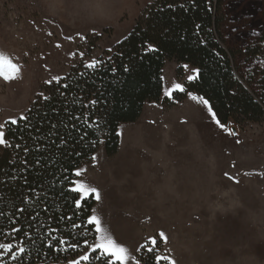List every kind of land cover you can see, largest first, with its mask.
Instances as JSON below:
<instances>
[{
    "label": "rangeland",
    "instance_id": "rangeland-1",
    "mask_svg": "<svg viewBox=\"0 0 264 264\" xmlns=\"http://www.w3.org/2000/svg\"><path fill=\"white\" fill-rule=\"evenodd\" d=\"M153 1L0 0V133L4 134L7 122L25 114L46 84L61 79L78 63L88 66L97 63L104 51H110L129 34L137 17ZM221 14L224 38L232 47L245 46L264 31V0H221ZM178 66L173 60L165 63L164 97L171 98L178 89L176 85L182 88L196 77L195 68L189 64H181L178 77ZM204 101L200 95L188 93L170 107L161 101L146 104L151 107V123L138 118L118 126V134L128 126L133 127L140 134L135 140L122 139L117 153L108 157L102 138L92 160L75 172L74 188L81 197L93 193L91 188L100 196L97 199L93 193L96 203L90 221L96 229L93 218L98 219L104 233L128 249L127 264H140V248L156 242L157 258L174 259L176 264H186V258L187 264H210L214 256L218 260L221 255L231 254L241 260L264 253V123L245 129L234 122L217 124L213 110L209 111L210 104ZM192 107H198L205 115L211 114L218 126L224 125L221 128L234 145L244 147L249 141L248 160L242 156L218 163L220 159L203 146L199 137L195 135L193 139L189 114ZM155 116L161 117L157 120ZM147 130L151 135L146 134ZM153 137L154 144L144 146L141 142ZM0 140L4 141V135ZM132 142L138 145L133 151L128 148ZM185 151L188 163L179 164L174 170L170 161ZM125 165L128 172L123 175L121 169ZM115 169L120 175L113 174ZM102 173L103 178H108L107 185L116 187L127 184L124 183L127 180L149 182L159 176L169 179L173 174L178 189L171 193L167 188L154 200L148 199L146 211L135 205L121 210L116 204L122 200L118 197L121 193L113 194L101 185ZM122 176L126 181L116 178ZM132 193L126 189V200L130 203L135 201ZM117 213L129 224L123 230V238L119 232L109 230V225L114 224L112 215ZM100 235L96 231L95 240L72 261L84 264L88 260L82 257L89 259L98 250L92 255L94 264H110L114 258L97 247ZM8 251L10 248H0V264L5 263Z\"/></svg>",
    "mask_w": 264,
    "mask_h": 264
},
{
    "label": "trees",
    "instance_id": "trees-1",
    "mask_svg": "<svg viewBox=\"0 0 264 264\" xmlns=\"http://www.w3.org/2000/svg\"><path fill=\"white\" fill-rule=\"evenodd\" d=\"M221 0H154L129 34L94 65L78 63L46 84L21 117L6 123L0 144V244L4 264H66L95 240L96 200L74 188L104 138L108 157L119 149L118 126L136 121L147 102L170 107L190 92L222 124L264 123V31L242 47L222 30ZM98 39V37H97ZM199 70L172 97H163L167 61ZM158 242L140 248V264L157 258ZM84 264H94L92 255ZM106 260L107 256H104Z\"/></svg>",
    "mask_w": 264,
    "mask_h": 264
},
{
    "label": "crops",
    "instance_id": "crops-1",
    "mask_svg": "<svg viewBox=\"0 0 264 264\" xmlns=\"http://www.w3.org/2000/svg\"><path fill=\"white\" fill-rule=\"evenodd\" d=\"M184 64L185 63H182V65H184ZM164 69H165V67L163 68V71H162V78H163L162 96H163L164 90L167 87V82H165V77H164ZM195 70H197V69L195 68ZM169 75L170 74H168V76ZM182 88H178L176 90H180ZM190 93H193V92H190ZM146 104H151V103L150 102L145 103L139 118L145 119L144 123H148V122L151 123L153 121V118L149 116V111L151 110V107L146 106ZM160 117L161 116H157V117L155 116V119L159 120ZM142 129L146 130L147 128H142ZM146 134L151 135V133L148 130H147ZM138 135H140V134L138 132H136L133 127L128 126L127 128H124L121 132H119V146H120V142L122 141V139H124V140H127V139L135 140ZM141 142L144 144V146H148V145L154 144L155 138L153 137L150 140L143 139ZM132 143L133 144H131L130 147L127 146L131 151H133L135 149V146L137 145V144H134L135 142H132ZM248 146H249V142H248ZM248 149H249V147H248ZM249 152H250V149L247 152V160L249 157ZM143 161H145V160H143ZM186 162L188 163L187 151H185L184 154H182L181 152L179 153V155L176 154L175 159L170 161V164L171 165L173 164L174 168H175L174 170H177L178 169L177 166L179 164L181 166L182 165L186 166ZM175 164H176V167H175ZM121 170H122L123 175L128 172V168L126 167V165H125V167H122ZM112 172H113V170H112ZM113 174L115 176L117 174L120 175V171L118 169H115ZM173 174H175V171ZM173 174H172V176H169V179H163L161 176H159L158 179H151L149 182H146L145 180H137V181L127 180L126 181L125 176H122L121 178L116 177L120 180L123 179V181H126L124 183H127V184H123L119 187L112 186L111 184L107 185L108 178H107V176L105 178H103L102 177L103 173L101 174L100 179L102 181L101 185L106 186L105 189L106 188H108L109 190L111 189L113 194H115L116 192L121 193V194H119L118 197L121 196L122 200L119 201L118 203H116L117 206L121 210L126 209L129 205H135V206H137L141 209H144L146 211V206L148 205V203H147L148 199L152 198L154 200V198L156 197L157 194L162 195L163 193H165L164 190L167 188H170L171 193L174 192V189H178L177 184L174 182L175 180H174ZM126 189H127V191L131 190L133 192L132 194H133V197L135 198V201L133 203H130L129 201L126 200L127 199ZM112 192L107 193L108 196L110 195V198H113ZM157 196L159 197V195H157ZM137 198H138V202L136 201ZM241 230H243V228ZM233 239H235V238H233ZM149 240L150 239H146L145 241H149ZM205 246L210 247V245H205ZM196 250L198 251V248H196ZM196 250L195 251L193 250V251L196 253ZM232 256L233 255H231V254H228L227 256L221 255L218 258V260L215 259L216 258L215 256L211 257L210 258L211 259L210 264H264V253L263 254H255L253 256L250 255L248 258H241V260H240V258H237L236 255L233 256L234 259L231 258ZM237 259H239V260L237 261ZM242 259H248V260H242ZM188 262H189V260H187V258H186V264ZM204 264H206V263H204Z\"/></svg>",
    "mask_w": 264,
    "mask_h": 264
},
{
    "label": "bare ground",
    "instance_id": "bare-ground-1",
    "mask_svg": "<svg viewBox=\"0 0 264 264\" xmlns=\"http://www.w3.org/2000/svg\"><path fill=\"white\" fill-rule=\"evenodd\" d=\"M195 107H192V109H190L189 111L192 127H193L191 131L194 132L192 134L194 136L193 139H195V135L197 138L199 137L201 139V142L203 143V146L220 159V162H218L220 164L232 161L235 159V157L238 158L242 156L245 158L246 161L247 152L249 150L248 149L249 141H247L244 147L239 145H234L229 141V135L220 126H218L215 123L211 114L208 113L205 115L198 109V107L197 108ZM149 173L152 174L151 171H149ZM113 219H114L113 227H110L109 225V230L113 231L114 234H118L119 232L121 235L120 238H123L122 235L123 230L127 228V225L129 224L123 218L122 214L119 213L112 215V220Z\"/></svg>",
    "mask_w": 264,
    "mask_h": 264
},
{
    "label": "snow or ice",
    "instance_id": "snow-or-ice-1",
    "mask_svg": "<svg viewBox=\"0 0 264 264\" xmlns=\"http://www.w3.org/2000/svg\"><path fill=\"white\" fill-rule=\"evenodd\" d=\"M195 71L199 72L198 69ZM189 79H192V77H189ZM176 87L180 88V85H176ZM204 103L208 104V101L205 100ZM209 111H211V108L209 109ZM213 116H215V113H213ZM13 123H15V121H13ZM216 123L220 124L219 120H217ZM220 127H224V125L221 124ZM3 135H4L3 133H0V137H2ZM2 142L3 140H0V143ZM82 188H84L85 190H89L87 189L86 185H82ZM90 191L93 193H96L97 199L100 198L99 193L97 192L95 188H91ZM93 219L96 220V224H97L96 231L98 233H101L100 235L101 242L97 245V247L103 249L105 254L110 255L111 257L114 258L113 261H110V264H115V261H119L120 264H127V261L129 259V257L127 256L128 249L118 244L109 235L104 233L103 229L100 227V221L96 219L95 217ZM161 235L163 236V233H161ZM0 248H5V249L11 248V245L3 244V245H0ZM82 259L88 260V257L84 256L82 257ZM70 264H77V262L71 261ZM169 264H176V261L174 259H169Z\"/></svg>",
    "mask_w": 264,
    "mask_h": 264
}]
</instances>
